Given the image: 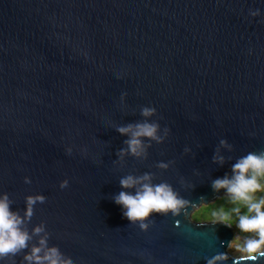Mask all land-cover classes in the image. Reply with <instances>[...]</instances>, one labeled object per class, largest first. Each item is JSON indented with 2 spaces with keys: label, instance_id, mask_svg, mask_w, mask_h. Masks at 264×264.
<instances>
[{
  "label": "water",
  "instance_id": "water-1",
  "mask_svg": "<svg viewBox=\"0 0 264 264\" xmlns=\"http://www.w3.org/2000/svg\"><path fill=\"white\" fill-rule=\"evenodd\" d=\"M144 121L159 141L135 156L117 129ZM249 153H264V0H0V201L29 237L0 264H36L37 248L73 264H243L233 227L192 214L229 197L213 183ZM144 175L192 206L130 224L113 197Z\"/></svg>",
  "mask_w": 264,
  "mask_h": 264
},
{
  "label": "clouds",
  "instance_id": "clouds-1",
  "mask_svg": "<svg viewBox=\"0 0 264 264\" xmlns=\"http://www.w3.org/2000/svg\"><path fill=\"white\" fill-rule=\"evenodd\" d=\"M259 11L253 13L258 15ZM155 108H143L142 115L150 117L155 113ZM159 125L155 122L148 123L147 121L137 123L135 125H128L127 127H120L117 130L122 134H130L131 138L126 141L128 150L135 156L141 155V137L159 141L156 133ZM167 131V130H166ZM223 143V142H222ZM70 155L72 150L66 149ZM123 155V152H121ZM166 167V165H160ZM234 177L232 180L227 178L223 180H216L213 183V189L219 191L226 189L229 197L233 202L242 203L247 208V213L239 216L238 223L234 226L232 223L225 222L229 220L227 214L221 213L219 221L227 223L229 227H236L241 232L256 233L258 238L249 236L243 243H240L239 238H236L231 244L230 248L241 255L238 257L243 264L247 262L258 261L264 258V197L260 199L254 198L253 194L259 191H264L259 182L264 178V153L255 154L249 153L233 166ZM251 174V175H249ZM151 177L144 175L143 177L127 176L120 180L122 189H135V194L128 191H121L113 197L116 205L122 209V215L129 221L130 224L138 225L141 230H147L149 224L152 223L151 217L153 214L173 217H179L182 213H186L187 208L191 207L189 201L178 198L177 194L173 192L168 184L152 185L149 182ZM68 180L60 183V188L64 189L68 186ZM45 198L41 195L29 196L27 203L29 205L27 216L32 215V205L37 202L43 203ZM201 206H207L201 204ZM239 211V208L236 209ZM255 213V215H251ZM148 221V223H145ZM19 219L9 211L7 198L0 201V256L8 253H15L17 250L26 246V241L29 239L26 233L18 230ZM37 233L41 231L40 228L35 230ZM43 243V242H42ZM40 249H33V255L25 257L26 260H33L35 257L36 264H42V261H47V264H73L71 259L62 257L58 249L52 248L48 255L41 258L37 254ZM224 256H217L215 259H225ZM208 264H215V260H209Z\"/></svg>",
  "mask_w": 264,
  "mask_h": 264
},
{
  "label": "rangeland",
  "instance_id": "rangeland-1",
  "mask_svg": "<svg viewBox=\"0 0 264 264\" xmlns=\"http://www.w3.org/2000/svg\"><path fill=\"white\" fill-rule=\"evenodd\" d=\"M262 179H264V178H262ZM259 182L261 183L262 187H264V181H263V180H260ZM253 196H254V198H256V199H260L261 197H264V191L256 192V193L253 194ZM222 197H223V196H222ZM222 197H221V198H222ZM219 199H220V198H219ZM216 201H218V200H216ZM216 201H215V202H216ZM215 202H214V203H215ZM214 203H211L210 205H212V204H214ZM220 203H221V204H220ZM220 203H219V206L216 205L214 208L211 209V213L216 214V215H217V218H215V219H200V220L195 218V217H198V218L201 217L202 214L204 215V213H205V211H206V208H205V207H208V206H209V205H208V206H201L199 209L195 210V211L193 212V214H192V219H193L194 221H197V222L214 221V220H219V216L221 215V213H223V214H227V215L229 216V220H230V218H232V215L230 214V212H228L229 210H227V209H230L231 212H234V213L238 212L239 214H242V215H244L245 213H247V212H243V209L240 208L239 203H236V202H233V201L229 202V200L227 201V200H225V199L222 200ZM241 204H242V203H241ZM222 206H223V207H222ZM230 206H231V207H230ZM223 208H224V209H223ZM237 208H239V211H236ZM261 210L264 211V207H262ZM238 218H239V216L236 215V218L233 219V222H232L233 226H234L236 223H238ZM229 220H227V221H225V222L231 223V222H229ZM233 229H234V238H233V241H234L236 238H239L240 243H243V242L245 241V239L248 238L249 236H252V237L258 238V236H257L256 233H245V232H241V231H239V229L236 228V227H233ZM233 241H232V242H233ZM232 242H231V243H232ZM228 252H229V254H231V255H232L233 257H235V258H238V257L241 255L240 253H238V252L232 250L230 247H229V249H228Z\"/></svg>",
  "mask_w": 264,
  "mask_h": 264
},
{
  "label": "trees",
  "instance_id": "trees-1",
  "mask_svg": "<svg viewBox=\"0 0 264 264\" xmlns=\"http://www.w3.org/2000/svg\"><path fill=\"white\" fill-rule=\"evenodd\" d=\"M251 175V174H250ZM260 180H263L264 181V179H260ZM259 180V181H260ZM229 200V202H231L232 200H231V198L230 197H228V196H223L222 198H220V199H217L218 201H216L214 204H212V205H209L208 207H205L206 208V211H205V213H204V215L202 214V216L201 217H195L196 219H215V218H217V215L216 214H214V213H211V209L212 208H214L216 205H218L219 206V203L222 201V200ZM221 204V203H220ZM239 206H240V208L241 209H243V212H247V208L246 207H244V205L243 204H241V203H239ZM223 207V206H222ZM231 207V206H230ZM224 209V208H223ZM227 210H229L228 212H230V214L232 215V218H230V220H229V222H233V219L234 218H236V215H238V216H241L242 214H239L238 212H236V213H234V212H231V210L230 209H227ZM251 215H255V213H252Z\"/></svg>",
  "mask_w": 264,
  "mask_h": 264
}]
</instances>
